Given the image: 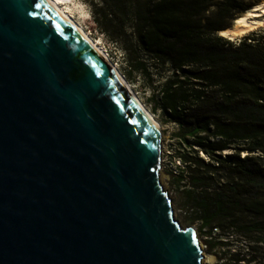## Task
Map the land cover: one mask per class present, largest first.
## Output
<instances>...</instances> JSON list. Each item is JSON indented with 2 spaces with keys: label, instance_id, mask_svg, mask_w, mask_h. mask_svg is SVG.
I'll return each mask as SVG.
<instances>
[{
  "label": "water",
  "instance_id": "95a60500",
  "mask_svg": "<svg viewBox=\"0 0 264 264\" xmlns=\"http://www.w3.org/2000/svg\"><path fill=\"white\" fill-rule=\"evenodd\" d=\"M162 133L44 0H0V264H204Z\"/></svg>",
  "mask_w": 264,
  "mask_h": 264
},
{
  "label": "trees",
  "instance_id": "16d2710c",
  "mask_svg": "<svg viewBox=\"0 0 264 264\" xmlns=\"http://www.w3.org/2000/svg\"><path fill=\"white\" fill-rule=\"evenodd\" d=\"M84 1L124 55L125 76L164 81L161 107L185 148L184 170L171 176L201 229L222 246L231 232L264 240V32L220 35L249 9L241 0ZM261 249L250 245L231 264H256Z\"/></svg>",
  "mask_w": 264,
  "mask_h": 264
},
{
  "label": "rangeland",
  "instance_id": "374dc122",
  "mask_svg": "<svg viewBox=\"0 0 264 264\" xmlns=\"http://www.w3.org/2000/svg\"><path fill=\"white\" fill-rule=\"evenodd\" d=\"M62 7L69 11L73 20L89 35L96 44L105 52L114 67L119 71L122 77L126 80L129 87L135 92L143 105L152 113L155 120L158 122L162 132V169L160 179L164 188L169 192L172 198L175 217L181 222L184 227H195L198 238L203 245V250L206 256L213 258L212 264H231L234 254L248 255L250 245H255L259 242L262 249L259 251V261L256 264L264 262V240L257 235L252 237L234 235L232 232L227 233L223 237V242H228L226 246H222L215 238H211L205 230L201 229V223L195 220L196 215L193 209L187 204L185 195L183 194L184 183L178 185L173 180L171 173L181 172L184 170V163L180 161L179 155L185 150L184 147L178 144L176 138L177 125L167 120L164 111L161 107V85L163 80L159 77H154L149 80L140 73H133L130 77L129 69L126 64L124 55L120 48L112 43L106 35L101 33L98 26L92 18L91 7L84 0H56ZM262 0H241L244 8L251 9L254 5ZM220 2V0H216ZM243 13L236 15V18ZM234 26V20L231 21V27ZM230 27V28H231ZM264 32V26L249 31L245 36L234 39L238 41L248 35ZM128 76L126 77L125 74ZM226 153V152H225ZM261 241V242H260ZM209 242V243H208ZM211 245H214L212 247ZM262 260V261H261Z\"/></svg>",
  "mask_w": 264,
  "mask_h": 264
},
{
  "label": "bare ground",
  "instance_id": "6f19581e",
  "mask_svg": "<svg viewBox=\"0 0 264 264\" xmlns=\"http://www.w3.org/2000/svg\"><path fill=\"white\" fill-rule=\"evenodd\" d=\"M51 8L54 10L59 16H61L65 21L69 22L70 26L75 30V32L81 36L85 41H87L98 53L99 56L106 62V64L115 72L118 76L119 80L125 87L127 93L130 98L141 108L143 113L147 116V118L156 126V128L161 132L160 126L158 122L153 117L152 113L143 105L141 100L135 94V92L129 87L126 80L122 77L119 71L114 67L109 58L106 56L105 52L102 48L99 47V44L89 36L87 33L82 30V28L73 20L69 11L62 7V4L57 2L56 0H44ZM264 26V0L254 5L251 9L244 12L242 15L238 16L234 20V26L228 28L227 30L221 31L220 35L226 37L228 39L234 40L239 37L245 36L249 31ZM162 133V132H161ZM175 215V213H174ZM201 246H203L201 244ZM203 249V247H202ZM203 263L204 264H212L213 258L206 256L203 250Z\"/></svg>",
  "mask_w": 264,
  "mask_h": 264
},
{
  "label": "built area",
  "instance_id": "2783aa9c",
  "mask_svg": "<svg viewBox=\"0 0 264 264\" xmlns=\"http://www.w3.org/2000/svg\"><path fill=\"white\" fill-rule=\"evenodd\" d=\"M175 173H178V172H175ZM213 236L214 237H223L222 235H221V230L219 229V228H214L213 229ZM222 239V238H221ZM223 240V239H222Z\"/></svg>",
  "mask_w": 264,
  "mask_h": 264
}]
</instances>
